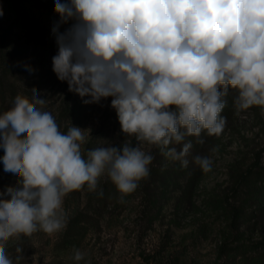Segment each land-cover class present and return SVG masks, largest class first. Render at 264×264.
<instances>
[{"label": "clouds", "instance_id": "9594fccd", "mask_svg": "<svg viewBox=\"0 0 264 264\" xmlns=\"http://www.w3.org/2000/svg\"><path fill=\"white\" fill-rule=\"evenodd\" d=\"M54 10L60 23L74 21L64 33L53 28L58 79L90 97L85 104L112 97L124 134L167 149L184 167L193 146L186 136L223 132L230 87L238 91L237 112L264 109V0H55ZM32 91L31 102L17 95L0 114V159L4 171L18 177L17 187L0 192L10 196L0 199V242L62 231L64 198L85 185L95 191L105 174L123 202L149 176L154 158L129 143L99 147L83 158L91 129L71 126L62 133L54 116L37 107L45 99ZM194 160L211 171L210 158ZM83 258L74 250L72 259ZM0 264H13L2 244Z\"/></svg>", "mask_w": 264, "mask_h": 264}, {"label": "rangeland", "instance_id": "374dc122", "mask_svg": "<svg viewBox=\"0 0 264 264\" xmlns=\"http://www.w3.org/2000/svg\"><path fill=\"white\" fill-rule=\"evenodd\" d=\"M0 9V24L6 23L11 13L4 0H0ZM32 15L43 36L55 44L54 53L32 49V89L46 101L37 107L54 116L62 133L71 126L91 129L82 145L83 158L99 147L129 143L154 157L149 169L174 167L186 174L169 181L149 175L123 202L120 193L102 206L88 196L86 185L69 193L63 203L67 225L62 231L48 234L40 230L0 243L13 264H264L259 256L264 244V201L258 196L262 184L256 174L264 168V109L252 106L237 112L238 91L230 87L231 109L223 116V132L188 136L203 143L191 148L184 167L166 155L167 149L124 134L111 107L112 97L85 104L90 97L69 91L67 81L59 80L53 71L52 58L58 53L57 33H64L74 21L60 23L54 9H34ZM25 57H29L27 63L31 61L28 54ZM23 78L15 74L12 80L18 86L17 95L31 102L33 91L27 90ZM13 104L9 98L1 101L0 114ZM170 147L179 151L182 144ZM3 155L0 148V158ZM196 156L210 158L211 171L204 172L195 163ZM106 182L111 180L105 174L97 189ZM12 184L18 186V177L6 173L0 159V186ZM77 249L84 254L79 262L72 259Z\"/></svg>", "mask_w": 264, "mask_h": 264}, {"label": "trees", "instance_id": "16d2710c", "mask_svg": "<svg viewBox=\"0 0 264 264\" xmlns=\"http://www.w3.org/2000/svg\"><path fill=\"white\" fill-rule=\"evenodd\" d=\"M4 2L10 10L11 19L0 24V102L9 98L13 103L19 90L15 84L16 81L12 80L15 74H21L24 77L22 82L27 90L32 89V49L45 51L47 54L54 53V42L43 36L39 23L33 19L32 13L34 9H55V0H4ZM65 2L67 0H61V3ZM27 54L31 59L28 63L25 59L29 58L25 57ZM29 68L31 71L28 70ZM231 98L230 94L223 98L225 108L222 110L221 116H224L231 109ZM201 136H207V131H202ZM185 141H191L192 149H195L196 146L199 147L198 144H201L200 141L202 140L186 136ZM184 174H186V170L176 172L174 167H152L149 171L150 176L164 181H169ZM256 174L262 184V190L258 191V196H261L262 201H264V168L257 171ZM8 187L17 186L15 184L6 185L5 187L0 186V192H5ZM87 192L88 196L98 206H102L106 202L111 203L120 194L112 182H106L99 189L95 191L88 190ZM0 199H10V196H2ZM78 224L79 222H76L73 227L75 228ZM261 250L259 256L264 259V244L261 245ZM262 263H264V260H262Z\"/></svg>", "mask_w": 264, "mask_h": 264}]
</instances>
